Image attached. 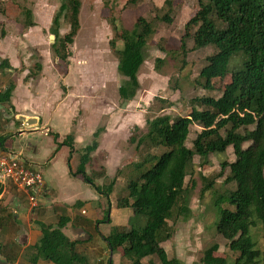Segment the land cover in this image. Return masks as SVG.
Returning a JSON list of instances; mask_svg holds the SVG:
<instances>
[{"label":"trees","instance_id":"trees-1","mask_svg":"<svg viewBox=\"0 0 264 264\" xmlns=\"http://www.w3.org/2000/svg\"><path fill=\"white\" fill-rule=\"evenodd\" d=\"M142 1L128 0L134 4ZM81 3V0H68L61 4L52 20L51 30L56 39L60 38V20L70 10V31L63 41L73 42L80 28ZM168 15L160 18L170 21ZM190 20L197 28L194 32L195 47L212 45L215 48L214 53L206 57L199 73L200 83L207 93L191 98L192 107L186 114L159 115L147 119L145 131L137 127L129 142L138 152V159L119 167L110 183L96 184L97 178L107 175L100 172V169L105 170L103 166L90 172L87 170L93 152L99 146L97 137L80 149L75 169L69 160L70 172L72 175L81 174L106 196L114 191L119 177L126 178L124 192L116 197L117 206L133 208L135 213L144 215L145 222L135 224L131 216L128 220L130 228L113 226L112 235L116 236L117 242L111 243L110 237L104 236L112 254L115 248L122 246L123 256L130 264H146L143 259L153 255L158 257L160 264H185L176 256L170 257L162 245V241L171 237L168 220L173 213L183 215L185 219L192 214L190 192L185 183L194 166L195 156L200 157V166L210 165L211 154H224L233 145L235 159L222 160L218 175L222 176L228 169L225 183L234 187L217 189V176H201L204 186L200 196L208 190L213 193L216 230L228 241L229 247L237 251L231 264H264V0H199ZM4 33L3 30L2 35ZM153 33L154 20L139 17L133 28L122 31L121 48L116 45L117 39L111 40L113 52L119 59L118 71L122 79L118 94L123 100L135 97L138 92L137 74L145 62L146 45ZM188 34L185 32L182 37L183 50ZM162 61L163 58L156 60L157 63ZM34 66L39 71L42 69L40 63ZM10 67L7 58L1 60L0 70ZM37 75L38 72L30 71L27 77ZM227 75L230 79L224 83ZM14 88L15 82L11 80L8 88L0 91V104L5 110L11 104ZM214 91L220 94H211ZM6 121L0 109V125ZM195 123L202 129L190 147L187 140L191 125ZM53 137L57 148L62 143L70 147V153L74 151L73 132L67 134L62 142L58 141L57 133ZM7 140L8 133L0 134V149L5 148ZM3 190L0 182V196ZM108 205L109 209L110 201ZM57 215L56 223L36 221L40 237L30 245L31 251H26L27 260L33 264L38 260L54 264H92L82 241L71 239L63 231L71 221L70 216L65 210ZM14 216L12 213L0 214V228L4 225L1 224L3 217L11 220ZM106 219L111 221L107 215L100 221ZM12 243L17 244L15 241ZM5 246L7 244H3L1 250L10 260L9 264H14L17 254L11 257L8 250L5 252ZM218 249L216 242L207 246L202 263L227 264L226 257L216 254ZM108 264H115L112 258H108Z\"/></svg>","mask_w":264,"mask_h":264},{"label":"rangeland","instance_id":"rangeland-1","mask_svg":"<svg viewBox=\"0 0 264 264\" xmlns=\"http://www.w3.org/2000/svg\"><path fill=\"white\" fill-rule=\"evenodd\" d=\"M64 1L67 2L68 0H0V8H3L0 10V32L7 29L11 30L18 37L17 45H20L23 41V43L28 42V44L32 42L31 46H39L43 55L42 58L47 57L50 62L48 70L50 71L51 68L56 66V71L59 72L57 74L59 81L47 82L50 90L49 92L44 91L45 95H43L42 100L45 105V109L42 110L43 122H48L50 127H46L42 131L52 136L37 131L27 137L17 138L24 147L22 152L8 151V148L15 149L14 141H10L7 147L5 146L6 151L0 149V151L3 150L7 154L21 155L19 157L20 162L23 164L25 161L27 167L39 173L42 178L41 181L44 182L43 192L27 194L26 191L18 188L14 178L4 179V184L2 183L4 188L10 183H14V186H16L15 192H12L11 196L6 199L3 198L0 203V207L9 206L12 214L23 209L28 214L35 208L40 211L41 208L45 207L47 197L51 195L44 178V175L48 176L46 171L50 166L44 163L47 162V157L50 155L46 152L54 142L53 136L56 131H58V139L64 140L66 134L63 132L69 125V118L72 119L71 129L85 125V130H92L91 137L87 136L88 131H85L83 144L87 141L91 143L95 137L100 139L97 150L93 152L94 155L96 154L93 161L95 164L98 163V166L101 165L99 167H104V171L100 169L101 173L106 172L107 174L104 177L97 178L96 184H105L110 183L112 175L119 167L138 159V152L129 142L130 136L137 127L145 131L147 119L159 115L177 116L186 114L192 107L191 98L207 93L202 83H200L199 73L206 63V57L214 53L215 48L212 45L202 48L195 47L194 32L197 28H195L194 21L190 18L198 8L199 0H169L168 3H165V0H143L137 4L130 3L128 0H81L80 28L73 42L66 43L63 41V37L70 31V10H67L60 20V38L51 37V34H53L51 30L53 17ZM168 13L170 21L160 18ZM139 17L154 20L155 33L148 39L145 49L146 59L137 74L140 83L138 92L135 97L123 100L118 94V87L122 79L118 71L119 59L117 54L113 52L111 40L117 39L116 45L121 48L123 45L120 40L122 31L133 28ZM31 29H33V32L30 36L36 38L31 41L30 38L22 40L23 33L31 32ZM185 32L190 34L186 36V46L183 50L182 37ZM54 42H56V45L53 46ZM28 50L24 48L25 55H27ZM184 52L186 53L185 59ZM157 58H163L164 61L157 63ZM38 61L37 58L34 59L29 67H27L28 65H22L21 70L15 71V77H19L26 67L31 71L38 72V74L41 73V70L39 71L34 66L35 63H39ZM49 76H51L50 73ZM30 79L26 80L30 81ZM229 79L230 75H227L223 79L224 83ZM211 94L217 96L220 92L214 91ZM61 106L67 110L66 115H63L62 111L59 110ZM68 112L69 114H67ZM201 129L202 127L196 123L191 125L187 140L188 146H192L193 139ZM9 137H11L10 134H8V139ZM29 143H35L44 152L42 156L44 160H40L41 157L37 158L40 164H45L42 169L43 172L36 169L31 161L33 160L29 153L31 149L25 146ZM62 146L68 147L61 143L56 148V153ZM55 147H57V144ZM73 154H76V151H73ZM70 158V165L75 169L76 160ZM224 159L234 161L233 145H230L224 154H211L210 165L200 166V157L195 156L194 166L190 175L186 177L185 183L190 192L192 214L189 219H185L183 215L176 216L173 213V216L168 220L171 237L162 241V245L166 248L170 257L176 256L185 264H203L201 258L204 249L214 242L219 244L216 254L226 257L227 264H231L233 258L237 255V251L232 250L228 241L216 230L217 212L213 206L212 191L208 190L203 196H200L204 186L201 176L207 178L217 176L215 184L217 189L234 187L232 184L225 183L228 169L222 176L218 175L221 172V161ZM125 180L126 178L119 177L114 186V191L106 196L97 190L95 185L93 186L83 179L81 174L74 175L72 181L79 191L77 194L79 198L75 201L77 202L80 199L79 204H75L74 207L77 214L79 216L80 214L90 216L89 212L81 211L86 206V202L81 201L86 196L81 190L88 187L96 195H101L99 199L88 201L92 207H103L102 211L98 209L96 212L99 217L101 215L109 217L111 206L114 205L118 208V211H115L114 219L120 223L115 226L130 228L131 225L128 220L131 216L133 223H144L145 217L143 214L135 213L131 207L117 206L116 197L124 192ZM54 181L48 183L56 189L57 184ZM26 195L33 196L36 205ZM19 199L21 205H18ZM109 201L111 206L108 209ZM99 203L100 205H98ZM3 213L4 216L7 215L6 211ZM6 217L2 218L1 224L4 225L0 228V250L3 244H7L5 252L8 250L11 257L17 254L14 264H33L27 260L26 251L30 252L31 248H25L26 238L29 231H31L32 242L37 240L36 237L40 233L38 223L33 221L35 229L32 231L27 223L31 222L30 219H28L29 221L25 219L27 224H22V217L19 218L18 222H15L14 218L8 220L9 217ZM45 220L47 223H56L58 218L49 214L46 215ZM103 222L105 221L97 220L95 225L90 221L92 235L101 238L104 235L109 236L111 243L115 244L117 239H115L114 234L112 235L111 226ZM12 241L17 244H10ZM260 243L262 244V239H260ZM92 254V251H90V254L88 253L91 257V263L98 264V259L94 258V254ZM0 255L7 261V264L10 263L2 250ZM109 255H105L106 264H108V257L112 258L114 263L130 264V261L123 256L122 246L115 248L114 253ZM143 260L146 264H160L156 255L147 256Z\"/></svg>","mask_w":264,"mask_h":264},{"label":"crops","instance_id":"crops-1","mask_svg":"<svg viewBox=\"0 0 264 264\" xmlns=\"http://www.w3.org/2000/svg\"><path fill=\"white\" fill-rule=\"evenodd\" d=\"M4 32H5L4 35H2V31L0 32V62L2 59L7 58L10 62L11 67L6 68L5 70H0V91L6 90L11 80L15 82V88L12 91V95L10 98L11 104L8 105L7 109L6 110L3 109V106L0 104L1 113L4 114V116L7 118V121L1 123L0 125V134L2 133L10 134L11 137H9V139L6 141L5 146L7 147L10 141H14L13 143L15 149L8 148V151L19 153L22 152V149L24 147L22 146V143L17 140V138L27 137L28 135H32L37 131H42L46 127L50 128L48 122H43L44 115L42 114L43 112L42 110L45 109V105L44 103H42V100H43V95H45L44 91L47 90L46 92H49L50 90V87L48 86L47 82L59 81L57 75L59 74V72L56 71V66L51 68L50 71L48 70L50 66L49 64L50 62L48 61L47 57L42 58L43 55L39 49V46H35V45L31 46L32 42L29 43L30 46L28 42L23 43L22 40L24 39L30 38L31 41L33 40V38H36L30 36L31 33L33 32V29H31V32L28 31L26 33H23L21 40L22 42L20 43V45H17L19 41L17 40L18 37L15 36V34L11 32V30L7 29L4 30ZM17 46H19V48H17ZM24 48H26V50L29 49L28 50L29 52L27 51V55L24 54ZM32 56L34 57L32 58ZM36 58L37 60H39L38 62L42 66L41 73H39L35 77L34 76L27 77V75L31 71L27 67H29L30 64ZM22 65H28V66L25 68V70L22 72V74L19 77H15L16 74L15 71L21 70ZM25 72H27L26 75ZM49 73L51 74V76H49ZM28 78H31L30 81L26 80ZM59 110L62 111L63 115H66L67 110L65 108L63 109V106H61ZM10 114L11 116H9ZM67 114H69V112ZM68 120H69V125L64 129L63 133L66 135L71 132L74 133V137H75L74 151H76L77 155L73 154V152L70 153L71 151L70 147H66V146H62L60 150L57 151L56 153V148H57L55 147L56 143L55 142L52 143L51 148L46 152V154H50V155L49 157H47V162H44L46 165H50L48 167V170L46 171V174L48 176L46 177L44 175V178L47 183V189H49V193L51 195L47 197V200L45 202V207L41 208L40 211L36 210L35 208L34 210H32V212L26 214L25 213L26 211H24V209L19 210L17 211V213L14 212L15 213L14 220L15 222H18L19 218L22 217L21 223L24 224L26 223L25 219L27 220L30 219L31 222H27V223L31 228V230L33 231L35 229L33 225V221L36 222L38 220H41L46 222L45 220L46 215L51 214L55 217H58L57 214L62 213L63 210H65L66 214L70 216L71 221H69L66 227L63 228V231L69 237H71V239L82 241V244L85 246L86 252L90 254V251H92V253L94 254V255L92 254L93 257L97 258L99 261L98 264H106L107 260L105 258V255L110 256L109 254H112L110 252L108 243L104 239V237L101 238L100 236H94V234L92 235L90 231V221L95 224V221L102 220L104 218V215H101V217H99V215L96 214L98 209L102 211L103 207H97V206L92 207V205L88 203V201L99 199L101 195L100 196L96 195V193L92 192V190H90V188L88 187L83 188L81 192L84 193L86 196H84L82 198L83 200L81 201H85L86 206L84 205L85 207L84 209H81V211L89 212L90 216H88L89 219H87L88 218L87 216H84L82 214H80L79 216V214H77L74 208L75 204H79L80 201V199L77 202L75 201L77 198H79L77 196L79 191L75 183L72 181V177H74V175L71 174L69 168V160L71 162L70 157L75 158L76 166H77L79 162L80 149L90 143V141H87L84 144L82 143V140L84 139L83 136L85 134V131H88L87 136L90 137L92 136L93 132L92 130H85L84 129L85 125L82 126L83 128L79 127V128L71 129L72 119L69 118ZM107 130H109V128H107ZM42 132L48 134L45 131ZM57 132L58 131H56V133ZM62 140L58 139V141L60 142ZM53 141H54V137H53ZM25 146L26 148L31 149L29 153L31 157H33V160L31 161L34 163V167L42 171L43 166L45 164H40L37 161V158L41 157L40 160L42 159L44 160V158H42L44 152H42L41 149L38 147V145H36L35 143H29L28 145ZM4 150L6 151L7 148H4ZM95 155L94 154L92 155L93 159L92 162L88 165L87 168L88 172H90L93 169L97 170L99 169V166H101V165L98 166V163L97 164L94 163L93 160L96 157ZM49 181L56 182L57 188L56 189H54V187L52 188V186L49 185L48 183ZM15 187L16 186H14V183H10L4 188L3 193L0 197V203L3 200V198L6 199L7 197L11 196L12 192H15L16 189ZM24 197L28 199L26 196ZM18 201H20V199ZM18 205H21V201L18 202ZM98 205H100V203ZM31 208L33 209L34 207ZM9 209H10L9 206L0 207V214L1 215L4 214L3 213L4 211L10 213L11 210ZM115 211H118V208L112 205L109 213V218L111 221L107 219L105 222H103L106 225H110L111 228L116 224L117 225L120 224L116 222L114 219ZM39 237H40V233L36 238L38 239ZM26 239H27V244L25 248L30 247V245L34 243L32 242L33 236L31 231H29ZM106 247L107 249H105ZM0 257L2 256L0 255ZM36 264H54V263L44 260H38ZM115 264L118 263L115 262Z\"/></svg>","mask_w":264,"mask_h":264},{"label":"built area","instance_id":"built-area-1","mask_svg":"<svg viewBox=\"0 0 264 264\" xmlns=\"http://www.w3.org/2000/svg\"><path fill=\"white\" fill-rule=\"evenodd\" d=\"M12 155L3 150L0 151V182L3 183L4 179L12 177L18 188L26 191L27 194L43 192L44 182L41 181V175L27 167L25 161L22 164L19 160L21 155H13L14 158ZM26 196L36 205L33 196ZM32 197L33 199H31Z\"/></svg>","mask_w":264,"mask_h":264},{"label":"water","instance_id":"water-1","mask_svg":"<svg viewBox=\"0 0 264 264\" xmlns=\"http://www.w3.org/2000/svg\"><path fill=\"white\" fill-rule=\"evenodd\" d=\"M51 37L54 38L55 35L51 34ZM0 107H1V105H0ZM9 116H11V114ZM0 264H7V261L5 259H3L2 257H0Z\"/></svg>","mask_w":264,"mask_h":264}]
</instances>
